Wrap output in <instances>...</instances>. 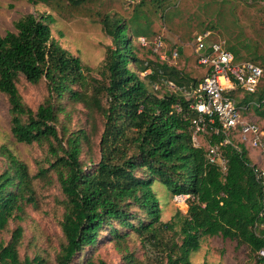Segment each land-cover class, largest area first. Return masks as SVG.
<instances>
[{
	"label": "trees",
	"instance_id": "obj_1",
	"mask_svg": "<svg viewBox=\"0 0 264 264\" xmlns=\"http://www.w3.org/2000/svg\"><path fill=\"white\" fill-rule=\"evenodd\" d=\"M27 1L49 4L48 0ZM69 1L77 6L82 0ZM53 22L51 15L27 14L15 23L14 32L0 34V93L9 101L11 133L18 143L48 147V168L35 174L7 146L0 147L6 161L0 172V234L11 221H23L30 206H37L35 183L47 181L52 173L65 197L60 223L64 242L57 264L82 259L105 236L119 251H125L123 244L135 236L148 264H192L190 256L199 250L202 237L219 236L237 242V248L246 246L248 264H264L259 255L264 250V193L255 179L253 161L244 148L222 146L227 160L224 173L209 164L206 148L193 143L194 113L189 112V104L201 79L170 66L173 51L170 61L141 60L129 26L110 15L101 23L113 48L108 49L97 79L93 68L53 38ZM146 35L138 26L132 37L147 40ZM176 51L180 56L181 50ZM230 52L239 62V52ZM20 77L32 85L46 83L48 95L36 111L23 101L17 86ZM147 81L169 82L187 90L191 99L157 95ZM261 84L256 94L237 96L239 105L263 101ZM64 101L83 105L103 118L97 163L91 156L81 158L85 148L92 150L95 132H71L66 125L59 130L60 115L66 112ZM255 112L264 120V107ZM223 140L222 134L209 135V145ZM157 182L174 199L188 197L186 214L178 211L171 221L161 220L160 199L153 188ZM22 238L23 228L17 226L7 245L0 241V264H44L41 256L20 257ZM81 259L78 264H84ZM91 259L86 264H97ZM128 262H133L132 256Z\"/></svg>",
	"mask_w": 264,
	"mask_h": 264
},
{
	"label": "rangeland",
	"instance_id": "obj_2",
	"mask_svg": "<svg viewBox=\"0 0 264 264\" xmlns=\"http://www.w3.org/2000/svg\"><path fill=\"white\" fill-rule=\"evenodd\" d=\"M48 2L33 4L27 0H0V34L14 32L15 23L27 14L51 15L54 19L51 24L53 38L93 68L97 79H100L99 71L104 69L108 49L113 48L112 39L105 33L101 23L106 15L121 19L129 26L128 34L132 38L135 54L144 62L162 61L160 54L166 53L168 57L171 51L181 50L179 58L169 65L195 80L201 79L206 73L205 68L198 66L194 54L195 36L207 32L212 34L215 41H225L227 50L239 52V62H252L264 70V7L261 4L248 0H82L77 6L69 0ZM135 16L137 23L134 22ZM138 26L146 30L148 46H143L139 38L132 37ZM158 38L162 39L164 48L154 52L153 42ZM131 67L135 69L134 65ZM147 84L149 90L157 95L172 93L191 99L187 90H180L169 82L152 84L147 81ZM17 86L24 103L33 111L48 95L45 82L32 85L20 77ZM261 87H264V79ZM63 104L66 112L60 115L59 130L66 125L71 132H95L92 150L85 148L81 158L88 160L91 156L97 163L104 131L103 118L90 114L83 105H73L67 101ZM248 114L244 116L252 117L256 114L255 109ZM10 121L8 98L0 93V147L7 146L29 166L32 174L42 167L47 169V145L35 143L28 146L16 142L11 133ZM233 140L238 142L235 136ZM200 145L207 149L209 136L201 137ZM246 151L248 155L250 151L253 163L256 162V151ZM5 163L4 157L0 156V172ZM153 188L160 199L161 220L164 223L175 218L178 211L186 214V203L175 201L161 183H155ZM35 189L37 206H30L26 210L23 221H11L9 228L0 234V241L7 245L14 229L21 226L23 238L19 246L20 257L33 259L37 255L44 259V264H57V254L64 242L60 223L65 197L57 177L52 173L47 181L37 180ZM108 240V236H105L95 250L87 249L82 259L76 257L73 264H78L80 259L86 264L90 257L97 264H129L131 256L133 262L130 264H148L144 249L135 236H130L123 244L125 251H119L117 245ZM190 261L192 264H248V249L246 246L237 248V242L224 240L220 236L202 237L200 248L191 254Z\"/></svg>",
	"mask_w": 264,
	"mask_h": 264
},
{
	"label": "built area",
	"instance_id": "obj_3",
	"mask_svg": "<svg viewBox=\"0 0 264 264\" xmlns=\"http://www.w3.org/2000/svg\"><path fill=\"white\" fill-rule=\"evenodd\" d=\"M248 1L264 7V0ZM211 37L210 32L195 37L194 54L197 64L205 68L206 73L194 89L189 104V112L194 113L190 119L193 143L200 148L201 137L213 133L222 134L224 140L221 144L208 145L206 158L209 164L218 165L224 173L227 171V160L222 155V146L234 145L238 149L255 150L257 161L253 165L254 176L264 193V120L257 122L244 116L253 109L264 107V100L240 106L237 99V96L258 92L264 70L252 62H236L233 53L226 49L225 41H214ZM140 42L143 46L149 44L145 38H141ZM153 44L154 52L164 48L161 38L156 39ZM160 58L176 61L179 53L175 50L170 59L166 53L160 54ZM177 111L181 112V108L177 107ZM233 136L238 139L237 143ZM186 198L176 196L174 200L185 204ZM259 255L264 259V250Z\"/></svg>",
	"mask_w": 264,
	"mask_h": 264
},
{
	"label": "crops",
	"instance_id": "obj_4",
	"mask_svg": "<svg viewBox=\"0 0 264 264\" xmlns=\"http://www.w3.org/2000/svg\"><path fill=\"white\" fill-rule=\"evenodd\" d=\"M197 35H199V34H197ZM196 35V36H197ZM195 36V37H196ZM211 39H213V36L211 37ZM256 113V112H255ZM250 115V114H249ZM248 115V116H249ZM252 116V115H251ZM249 118V117H248ZM249 119H251V120H253V121H257V122H261L262 121V119H261V116L258 114V113H256V114H254L252 117H250ZM256 156H257V152H256ZM249 157H250V159L252 160V161H254L253 159H252V157H251V155H250V151H249ZM255 163V162H254Z\"/></svg>",
	"mask_w": 264,
	"mask_h": 264
}]
</instances>
